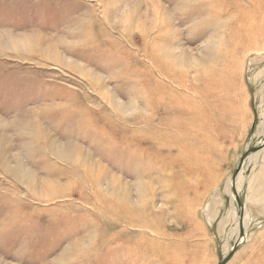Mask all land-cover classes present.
I'll return each instance as SVG.
<instances>
[{"label":"rangeland","instance_id":"obj_1","mask_svg":"<svg viewBox=\"0 0 264 264\" xmlns=\"http://www.w3.org/2000/svg\"><path fill=\"white\" fill-rule=\"evenodd\" d=\"M263 142L264 0H0V264H264Z\"/></svg>","mask_w":264,"mask_h":264},{"label":"water","instance_id":"obj_2","mask_svg":"<svg viewBox=\"0 0 264 264\" xmlns=\"http://www.w3.org/2000/svg\"><path fill=\"white\" fill-rule=\"evenodd\" d=\"M264 147V142L262 143V145L260 147H255L252 148L250 150H248L247 154L244 156V158L242 159L241 163H240V167L238 168V170H236L235 173V178L239 175V173L241 172V168L244 164V161L246 160V158L248 157V155L250 153H254L257 152L259 150H261ZM235 197H236V201L238 203V206L240 207V209L242 210V212L244 211V203L241 202L237 191H235ZM243 223H244V216L243 214L241 215V219H240V233H241V237H243L244 235V228H243ZM236 247L234 248V250L224 259L222 260L219 264H227V262L232 258L233 254L235 253Z\"/></svg>","mask_w":264,"mask_h":264},{"label":"bare ground","instance_id":"obj_3","mask_svg":"<svg viewBox=\"0 0 264 264\" xmlns=\"http://www.w3.org/2000/svg\"><path fill=\"white\" fill-rule=\"evenodd\" d=\"M156 95H157V99H161V97L163 98L162 95H164V97L166 98L165 100L169 101V99H167V97L169 96V94L167 93V91H163L161 90L159 87L157 89H155L153 91ZM152 98H150L151 100ZM153 101V100H152ZM152 101H150V103H152ZM183 104V105H182ZM178 103L176 106L177 110L178 111H181V113H183V115H186V114H189V115H192V116H196L199 114L200 112V109L196 110L194 113L192 111H188V107L185 106L184 102L183 103ZM189 112H192V113H189ZM182 149V147H181Z\"/></svg>","mask_w":264,"mask_h":264}]
</instances>
